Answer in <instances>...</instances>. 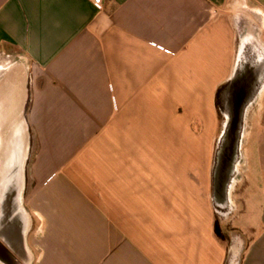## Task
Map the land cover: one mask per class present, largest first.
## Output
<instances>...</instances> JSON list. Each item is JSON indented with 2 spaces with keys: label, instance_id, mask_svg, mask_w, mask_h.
Segmentation results:
<instances>
[{
  "label": "crops",
  "instance_id": "1",
  "mask_svg": "<svg viewBox=\"0 0 264 264\" xmlns=\"http://www.w3.org/2000/svg\"><path fill=\"white\" fill-rule=\"evenodd\" d=\"M250 35L264 0H0V113L29 146L0 264H264V108L215 230L217 98Z\"/></svg>",
  "mask_w": 264,
  "mask_h": 264
},
{
  "label": "rangeland",
  "instance_id": "2",
  "mask_svg": "<svg viewBox=\"0 0 264 264\" xmlns=\"http://www.w3.org/2000/svg\"><path fill=\"white\" fill-rule=\"evenodd\" d=\"M250 32L252 34L254 31L250 29ZM246 33L247 30L245 29L241 33V36L243 37ZM12 61L13 60L7 58L3 60L1 64L3 68L0 70V79L6 73L8 66L12 64ZM218 107L220 127L214 147V163L212 170H214L215 173L220 153H224L227 158L233 157V162L231 171H229L226 176L225 199L223 198L224 200L222 201L218 200V202L215 201V208L217 210V226L215 230L217 236L223 240H228L230 245L231 241L229 237L233 230L228 226V221L232 217L234 206H232V202L228 199V190L235 180L238 184L234 194H238L241 191L240 163L243 144L250 125L259 122L264 108V47L259 46L256 39L251 35L247 43L240 45L235 77L232 82L221 90L218 98ZM236 114L238 115L239 125L236 133L232 134L229 133V130H231L232 119H234ZM11 118V116H3L0 113V203L3 202V199L9 201L12 196L11 193L8 194V192L11 189L14 190L12 186V171L16 168V162L18 161L14 156L18 153L16 150H13L12 154H8V151L2 149L3 146H1L4 142L12 141L19 133L18 130H8L11 124ZM15 139H13L12 142H14ZM28 154L29 146L24 170L27 164ZM11 200L13 201V199Z\"/></svg>",
  "mask_w": 264,
  "mask_h": 264
},
{
  "label": "bare ground",
  "instance_id": "3",
  "mask_svg": "<svg viewBox=\"0 0 264 264\" xmlns=\"http://www.w3.org/2000/svg\"><path fill=\"white\" fill-rule=\"evenodd\" d=\"M17 135L13 138H16L14 142H12L13 139L12 141H7L6 143H4L5 145L2 147V149H5V151L7 150L8 154H12L13 150H16V152H18L16 155H14L18 161L16 162V168L12 171V175L16 176V178H18L19 180L18 194L20 196L24 186L23 170L28 153V133L24 129L22 131H19ZM5 264H11V260L5 262Z\"/></svg>",
  "mask_w": 264,
  "mask_h": 264
},
{
  "label": "water",
  "instance_id": "4",
  "mask_svg": "<svg viewBox=\"0 0 264 264\" xmlns=\"http://www.w3.org/2000/svg\"><path fill=\"white\" fill-rule=\"evenodd\" d=\"M238 115L236 114L234 119H232L231 130L229 133H236L239 125ZM233 143V142H232ZM229 159V160H228ZM233 157L227 158L224 153H220V156L217 161V166L215 169V195L219 199V201L224 200L225 195V184H226V176L232 168ZM224 198V199H223Z\"/></svg>",
  "mask_w": 264,
  "mask_h": 264
},
{
  "label": "flooded vegetation",
  "instance_id": "5",
  "mask_svg": "<svg viewBox=\"0 0 264 264\" xmlns=\"http://www.w3.org/2000/svg\"><path fill=\"white\" fill-rule=\"evenodd\" d=\"M2 233H3V231H2V229L0 228V240L2 241V240H4V238H3V236H2ZM5 244V243H4ZM5 248V249H4ZM6 250H8L7 252H12L13 253V255H15V256H17L20 260H22V258H23V255H22V253H20V249H19V245L17 244V243H11V244H5V245H3L2 243L0 244V258H2V259H6V257H8L9 258V256L7 255V253H6ZM8 253V254H9ZM7 260V259H6ZM5 263V262H4ZM1 264H3V263H1ZM14 264H16L15 262H14Z\"/></svg>",
  "mask_w": 264,
  "mask_h": 264
},
{
  "label": "built area",
  "instance_id": "6",
  "mask_svg": "<svg viewBox=\"0 0 264 264\" xmlns=\"http://www.w3.org/2000/svg\"><path fill=\"white\" fill-rule=\"evenodd\" d=\"M90 2L95 8L98 9L102 5L103 0H90Z\"/></svg>",
  "mask_w": 264,
  "mask_h": 264
},
{
  "label": "trees",
  "instance_id": "7",
  "mask_svg": "<svg viewBox=\"0 0 264 264\" xmlns=\"http://www.w3.org/2000/svg\"><path fill=\"white\" fill-rule=\"evenodd\" d=\"M220 93H221V90H219L218 98H219ZM218 98H217V104H218ZM216 233H217V232H216Z\"/></svg>",
  "mask_w": 264,
  "mask_h": 264
}]
</instances>
